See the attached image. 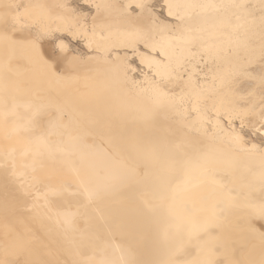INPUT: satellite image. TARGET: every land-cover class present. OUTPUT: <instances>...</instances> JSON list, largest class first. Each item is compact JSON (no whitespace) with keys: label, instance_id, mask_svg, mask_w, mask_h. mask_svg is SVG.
Segmentation results:
<instances>
[{"label":"bare ground","instance_id":"bare-ground-1","mask_svg":"<svg viewBox=\"0 0 264 264\" xmlns=\"http://www.w3.org/2000/svg\"><path fill=\"white\" fill-rule=\"evenodd\" d=\"M16 1L0 0V264H264V144L234 126L264 135V0H162L173 20L82 0L86 23L69 0Z\"/></svg>","mask_w":264,"mask_h":264},{"label":"rangeland","instance_id":"rangeland-1","mask_svg":"<svg viewBox=\"0 0 264 264\" xmlns=\"http://www.w3.org/2000/svg\"><path fill=\"white\" fill-rule=\"evenodd\" d=\"M17 1H16L17 2V6L20 7L19 0H17ZM67 2H68L69 5L72 6L74 11H76V12L80 11V12L84 13L83 18L85 20L84 22L86 23L88 16L92 12V7L89 4H86L85 2H83L82 0H69ZM151 4H152V7L154 8V10L158 13L159 17H161L162 19H166V20H173L170 16L166 15L165 6H164L162 0H152ZM131 9H135V6H132ZM18 11L19 12L21 11L20 8H19ZM20 17L22 18L21 19L22 21L26 19V17H24L23 11L20 12ZM72 28H73L72 26L71 27H67L65 29H64V27L63 28H60V27L59 28L58 27L55 28L54 26L51 27L50 28V29H52V30H50L51 31L50 34L52 36V37L50 36L51 37V41L53 43H56V41L61 39L62 41L65 42L66 46L73 53L80 54L81 56H84L87 53H90V52L94 51L93 47L89 48L88 45L85 44V34L83 35V32H79V31L76 33V31L74 29H72ZM55 29H57L59 32L57 30H55ZM68 32H70V33H68ZM55 39H56V41H55ZM91 41H90V43H91L90 45L92 46V44H94L95 41L93 39H91ZM95 44L93 45L94 47H95ZM140 47H141V49H144L141 44H140ZM55 49H56V46H54V50ZM129 62H130L131 65H133L135 67L134 72H133L134 76L136 78H141V76L143 74V71L145 70V66L138 61V59H137V57L135 55H132L129 58ZM223 122L227 126V124H228L227 121H225L223 119ZM234 126L237 129H239V131L241 132V135L243 137V140L246 143H248L250 141H253V142H255L258 145L264 144V135L261 134L259 130H255L252 127H247V126H243V125L240 126L238 121L234 122ZM260 127H261V125H260Z\"/></svg>","mask_w":264,"mask_h":264}]
</instances>
